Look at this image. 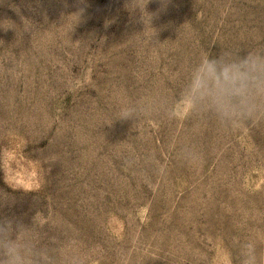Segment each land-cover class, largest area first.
Wrapping results in <instances>:
<instances>
[{
    "label": "rangeland",
    "instance_id": "rangeland-1",
    "mask_svg": "<svg viewBox=\"0 0 264 264\" xmlns=\"http://www.w3.org/2000/svg\"><path fill=\"white\" fill-rule=\"evenodd\" d=\"M126 3L0 0V147L42 177L13 191L0 170V218L90 264H239L264 240V123L185 117L178 98L201 53L264 48V0H149L153 29Z\"/></svg>",
    "mask_w": 264,
    "mask_h": 264
},
{
    "label": "clouds",
    "instance_id": "clouds-1",
    "mask_svg": "<svg viewBox=\"0 0 264 264\" xmlns=\"http://www.w3.org/2000/svg\"><path fill=\"white\" fill-rule=\"evenodd\" d=\"M148 3L128 0L125 5L130 12L139 10L145 28L151 27L152 19L146 11ZM178 99L185 117L211 116L224 127L239 122L264 123V48H253L243 55L222 49L218 57L201 53L185 74ZM176 102L174 98L164 107L169 120L177 119ZM151 104L144 98L135 104L121 102L116 120L135 121ZM0 170L13 191L30 192L40 187L42 177L36 162L8 146L0 147ZM90 260V253L75 239L48 247L28 225L0 218V264H90ZM239 264H264V240L253 237L239 242Z\"/></svg>",
    "mask_w": 264,
    "mask_h": 264
}]
</instances>
